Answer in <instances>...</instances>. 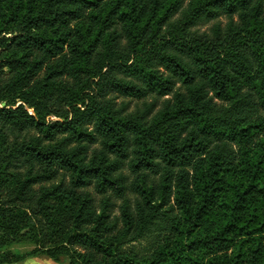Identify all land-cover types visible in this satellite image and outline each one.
<instances>
[{"label": "trees", "instance_id": "16d2710c", "mask_svg": "<svg viewBox=\"0 0 264 264\" xmlns=\"http://www.w3.org/2000/svg\"><path fill=\"white\" fill-rule=\"evenodd\" d=\"M42 257L264 264V0H0V264Z\"/></svg>", "mask_w": 264, "mask_h": 264}, {"label": "rangeland", "instance_id": "374dc122", "mask_svg": "<svg viewBox=\"0 0 264 264\" xmlns=\"http://www.w3.org/2000/svg\"><path fill=\"white\" fill-rule=\"evenodd\" d=\"M226 19H224L225 21ZM208 26H205L202 28L203 31H205V29H207ZM146 243L143 242V246H145ZM33 248L32 245L29 244H20V245H14L12 247H9L6 249V251H12L14 253H23V252H27L29 250H31ZM66 260H64L62 262V264H66L65 263ZM22 264H58L56 262H54L52 259L48 258V257H42L39 258V260H34V259H29L26 262L22 263Z\"/></svg>", "mask_w": 264, "mask_h": 264}, {"label": "crops", "instance_id": "0c3cea01", "mask_svg": "<svg viewBox=\"0 0 264 264\" xmlns=\"http://www.w3.org/2000/svg\"><path fill=\"white\" fill-rule=\"evenodd\" d=\"M34 260H39V258H35Z\"/></svg>", "mask_w": 264, "mask_h": 264}, {"label": "water", "instance_id": "95a60500", "mask_svg": "<svg viewBox=\"0 0 264 264\" xmlns=\"http://www.w3.org/2000/svg\"><path fill=\"white\" fill-rule=\"evenodd\" d=\"M5 106V103L2 104V107Z\"/></svg>", "mask_w": 264, "mask_h": 264}]
</instances>
